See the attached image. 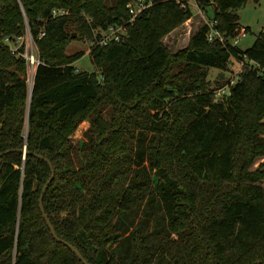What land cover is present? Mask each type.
<instances>
[{
    "label": "trees",
    "instance_id": "obj_1",
    "mask_svg": "<svg viewBox=\"0 0 264 264\" xmlns=\"http://www.w3.org/2000/svg\"><path fill=\"white\" fill-rule=\"evenodd\" d=\"M131 1L0 0V152L11 150L0 155V264H84L43 217L51 169L34 153L55 169L44 206L58 236L91 264H264V76L251 63L264 67V28L240 49L248 0H214L226 41L204 23L173 53L163 38L191 5L152 0L129 22ZM115 23L126 38L93 44L96 70L77 69L84 53H66L69 25L95 40ZM28 29L41 59L32 85L4 41ZM235 61L244 71L216 100L224 83L214 87L209 69Z\"/></svg>",
    "mask_w": 264,
    "mask_h": 264
},
{
    "label": "rangeland",
    "instance_id": "obj_2",
    "mask_svg": "<svg viewBox=\"0 0 264 264\" xmlns=\"http://www.w3.org/2000/svg\"><path fill=\"white\" fill-rule=\"evenodd\" d=\"M210 0V3L206 6V10H203L197 3V0H192L191 7L194 11L193 17L186 22L177 26L174 30L167 33L163 41L167 44L173 53H177L181 49L188 46L192 31L199 25L205 23L206 19H212L214 16V6ZM108 4H114L115 0H107ZM240 23L242 26H249L250 31H247L245 35H241L237 43V46L246 50L255 42L259 32L264 28V0H248L246 4L239 9ZM75 24L69 25L68 29L72 30L71 39L66 46V53L74 54L77 52H83V56L74 62V66L82 71L92 72L96 70L94 63L90 57V48L94 44V40L81 35V33L75 28ZM26 38V37H25ZM27 39H25V43ZM28 81L31 85L34 75V69L27 66ZM240 71V65L237 62H233L229 70H221L218 68L209 69V79L212 85L219 86L225 84L231 79H236ZM90 126V120L86 119L80 123L78 128L72 133L71 138L74 142H79L83 138L84 131ZM260 162H264V158L256 163L258 166ZM264 183V182H263ZM137 220V218H136Z\"/></svg>",
    "mask_w": 264,
    "mask_h": 264
},
{
    "label": "built area",
    "instance_id": "obj_3",
    "mask_svg": "<svg viewBox=\"0 0 264 264\" xmlns=\"http://www.w3.org/2000/svg\"><path fill=\"white\" fill-rule=\"evenodd\" d=\"M192 0H184L182 4L183 8H188V6L191 4ZM198 3V0H197ZM152 5V0H133L128 4L129 11L131 13V17L129 19V22H133L134 19L144 10L149 8ZM199 5V4H198ZM54 16H60V15H66L69 13L68 9L65 8H54L52 11ZM210 26V31L208 33V37L210 40L213 39H219L221 41H226V35L219 31L218 29L214 28V22L211 20H208L206 22ZM44 34V32H42ZM127 34V24L125 23H115L108 26L105 30L100 32L98 35L96 33L94 44H100V45H106L112 41H123L126 38ZM246 32H242L241 34L237 35L233 38V43L237 44L240 36L245 35ZM26 37V38H25ZM25 39H27V42L25 43ZM4 41L7 42L10 47L18 52L27 62V65L29 67H32L34 69V75L37 66L41 63V59L39 56V49L37 46V43L35 41V38L33 37L31 31L28 29V31L22 35L17 37L16 39H12L9 36L4 37ZM23 47V49H22ZM236 62V61H235ZM240 65V71L236 79H231L229 82L225 83L224 85L218 87L215 92V99L216 100H222L226 97H228L231 94V87L234 85L237 81H239L241 77V73L244 71V62H237ZM251 63L254 65L253 67L258 69L259 73H261L264 76V67H261L260 64L251 61ZM233 64V62L230 64ZM33 75V78H34ZM33 78L32 83L33 84Z\"/></svg>",
    "mask_w": 264,
    "mask_h": 264
},
{
    "label": "water",
    "instance_id": "obj_4",
    "mask_svg": "<svg viewBox=\"0 0 264 264\" xmlns=\"http://www.w3.org/2000/svg\"><path fill=\"white\" fill-rule=\"evenodd\" d=\"M214 8L216 9L217 8V4L216 2H213L212 3ZM18 150H21L23 151L25 154L27 153H31L27 148H24V149H18ZM11 150H8V151H3V152H0V155H3L4 153H8L10 152ZM37 157H39L40 159H43L45 160L50 169H51V176L50 178L46 181L45 185L43 186V189H42V192H41V195H40V199H39V207H40V210L43 214V217L45 218L50 230H51V233L53 235V237L62 242L63 244H65L66 246H68L78 257L79 259L84 263V264H91L84 256L83 254L80 252V250L74 246L72 243H70L69 241L67 240H64V239H61L58 234H57V231H56V228L54 226V224L52 223L49 215L47 214L46 212V209H45V206H44V195L49 187V185L51 184V182L53 181L54 177H55V169H54V166H53V163L50 159H48L47 157H45L44 155L42 154H39V153H34Z\"/></svg>",
    "mask_w": 264,
    "mask_h": 264
},
{
    "label": "crops",
    "instance_id": "obj_5",
    "mask_svg": "<svg viewBox=\"0 0 264 264\" xmlns=\"http://www.w3.org/2000/svg\"><path fill=\"white\" fill-rule=\"evenodd\" d=\"M213 2H214V1H213ZM213 2H212V3H213ZM212 5H213V4H212ZM205 10H206V9H205ZM208 20H210V19H206L205 23H206Z\"/></svg>",
    "mask_w": 264,
    "mask_h": 264
}]
</instances>
